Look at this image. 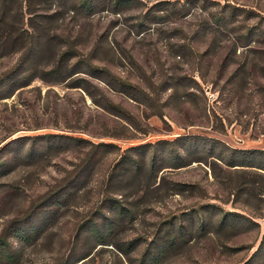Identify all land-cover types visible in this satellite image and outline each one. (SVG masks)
I'll return each instance as SVG.
<instances>
[{"label":"rangeland","instance_id":"rangeland-1","mask_svg":"<svg viewBox=\"0 0 264 264\" xmlns=\"http://www.w3.org/2000/svg\"><path fill=\"white\" fill-rule=\"evenodd\" d=\"M96 3L0 19V264H264V0Z\"/></svg>","mask_w":264,"mask_h":264},{"label":"trees","instance_id":"trees-1","mask_svg":"<svg viewBox=\"0 0 264 264\" xmlns=\"http://www.w3.org/2000/svg\"><path fill=\"white\" fill-rule=\"evenodd\" d=\"M18 1L20 2V0H0V19L1 20H2V17H6L7 14L12 11V9H13L12 6ZM31 1L32 0H23V3L28 4ZM41 1H43V2L45 1L48 3H54L55 1H58L60 3H63V5H67V4L70 5L71 4V5H73V10L80 9V10H85L87 12H91L97 6V3H96L97 0H41ZM125 1H127V0H116V4H121ZM233 11H234V9H233ZM26 14L27 15L30 14L28 7L26 9ZM255 29H260V26L259 27L258 26L250 27V29L247 31L246 35H243L244 38H248L250 36V34L255 31ZM72 57H73V53L71 51H67V52L62 53L60 60H59L60 62L56 66V69H59V67L61 66L63 61L68 62L69 60H71ZM92 70H95V69L92 68ZM91 72H93V71H91ZM123 84H124L123 86H125V88H128V89L131 88L129 85H127V84L125 85V83H123ZM111 106L113 108H116L112 104H111ZM106 226L107 225H104V227H106ZM26 236H28V235H26ZM89 256H90L89 253L83 254L81 259H79L77 261V263H80L81 261L87 259ZM15 257H16L15 253L9 249V244L6 241H3L0 239V259H3L7 262H12Z\"/></svg>","mask_w":264,"mask_h":264}]
</instances>
